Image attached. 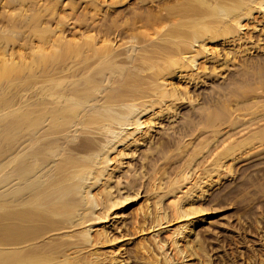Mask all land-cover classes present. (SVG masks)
Returning <instances> with one entry per match:
<instances>
[{
	"label": "rangeland",
	"instance_id": "1",
	"mask_svg": "<svg viewBox=\"0 0 264 264\" xmlns=\"http://www.w3.org/2000/svg\"><path fill=\"white\" fill-rule=\"evenodd\" d=\"M41 181L70 189L23 221ZM28 261L264 264V0H0V264Z\"/></svg>",
	"mask_w": 264,
	"mask_h": 264
},
{
	"label": "bare ground",
	"instance_id": "2",
	"mask_svg": "<svg viewBox=\"0 0 264 264\" xmlns=\"http://www.w3.org/2000/svg\"><path fill=\"white\" fill-rule=\"evenodd\" d=\"M44 101V100H43ZM44 103V102H43ZM42 107H43V105H41ZM44 106H45V104H44ZM66 107V106H65ZM30 108V107H29ZM28 108V110H31V108L29 109ZM33 108V107H32ZM63 108H64V105H63ZM62 108V109H63ZM75 108V107H74ZM38 109V108H37ZM40 109V108H39ZM42 109V108H41ZM60 109V108H59ZM66 109H69V107L67 108L66 107ZM66 109H64V111L66 110ZM42 110H44V109H42ZM46 110V109H45ZM34 110L32 109V111H26L25 113V119H24V121H25V123L26 122H28V121H30L31 119H32V117L29 115V114H31L32 112H33ZM37 111V110H36ZM62 111V110H61ZM56 112H58V110L56 111ZM34 114H36L37 112H33ZM45 113V112H44ZM59 113L61 114V112L59 111ZM33 114V115H34ZM54 114H56L55 112H54ZM31 117V119H29V116ZM37 115V114H36ZM38 115H40L39 113H38ZM57 115H59L58 113H57ZM14 118H12V119H10V123H8L7 121L8 120H6V122L8 123V124H6V126L5 125H3L4 127H5V130H6V133H8V134H12L13 132L11 131V130H13L12 128H14V125H16V124H19L20 123V121H19V118H24V117H19V118H17V117H15V116H13ZM27 117V118H26ZM17 118V119H16ZM39 118V117H38ZM42 118V117H41ZM14 119V120H13ZM29 119V120H28ZM23 121V120H22ZM5 123V122H4ZM24 125V124H23ZM27 125V124H26ZM2 126V125H1ZM32 126V125H31ZM12 132V133H11ZM80 142V141H79ZM87 141H84V139H83V141H81L80 143V147H82L83 146V148H84V146H86L87 144H88V142L86 143ZM78 143V142H77ZM79 144V143H78ZM77 144V145H78ZM70 145V144H69ZM82 145V146H81ZM89 145V144H88ZM71 146V145H70ZM90 146V145H89ZM75 147H76V145H75ZM78 147H79V145H78ZM88 147V146H87ZM82 149V148H81ZM40 150V149H39ZM38 151V150H37ZM40 152V151H39ZM35 153V152H34ZM50 180V179H49ZM42 182V181H41ZM37 182V184L34 186V188L36 187V193H35V196H34V198H35V203H34V205L35 206H33V207H30L28 210H25V211H20L18 214H17V217L18 218H20V219H22L23 221H28V222H37V221H41L42 219H44V220H46V219H48V218H46L48 215H47V213L49 214V213H54V212H56V213H58L59 211L57 210L58 208H60V207H58L57 209L53 206V204H55V201H61L62 199H63V196H65V194H67V192H68V190L70 189V188H68V186L66 185V186H58L56 183L58 182H53L52 183V186H48V185H50L49 183L48 184H46V183H44V182ZM47 186H46V185ZM58 184L59 185H61V183L60 182H58ZM62 185H64V184H62ZM70 186V185H69ZM45 187H50L48 190H46L45 189ZM71 187V186H70ZM58 192V193H57ZM63 195V196H62ZM57 207V206H56ZM51 214H49V216H50ZM46 216V217H45ZM51 218V217H50ZM44 220H42V221H44ZM41 221V222H42ZM48 221V220H47ZM46 222V221H45ZM152 227V226H151ZM26 264H34L32 261H28V262H26Z\"/></svg>",
	"mask_w": 264,
	"mask_h": 264
}]
</instances>
